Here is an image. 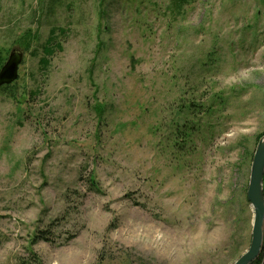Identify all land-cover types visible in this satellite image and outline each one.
Listing matches in <instances>:
<instances>
[{"label":"rangeland","instance_id":"374dc122","mask_svg":"<svg viewBox=\"0 0 264 264\" xmlns=\"http://www.w3.org/2000/svg\"><path fill=\"white\" fill-rule=\"evenodd\" d=\"M170 5L0 0V60L37 36L0 91V264H233L249 249L264 0ZM53 28L63 50L42 70Z\"/></svg>","mask_w":264,"mask_h":264},{"label":"water","instance_id":"95a60500","mask_svg":"<svg viewBox=\"0 0 264 264\" xmlns=\"http://www.w3.org/2000/svg\"><path fill=\"white\" fill-rule=\"evenodd\" d=\"M25 51L14 48L3 67L0 69V89L18 80L19 68ZM264 137L258 143L254 154L247 198L253 209L252 239L249 249L233 264H252L261 254L264 244Z\"/></svg>","mask_w":264,"mask_h":264},{"label":"trees","instance_id":"16d2710c","mask_svg":"<svg viewBox=\"0 0 264 264\" xmlns=\"http://www.w3.org/2000/svg\"><path fill=\"white\" fill-rule=\"evenodd\" d=\"M193 1H195V0H170L171 5L169 8V11L173 14H176V13L181 14L180 12L182 11V9L185 8L188 4H190ZM64 33H65V30L61 29V28L51 29L49 37L47 38L45 44H43V46H42L43 57L39 61L40 68L42 70H47L50 66V62H51L52 57L56 54L57 51L63 50L62 45L59 42V36L63 35ZM36 39H37L36 34L31 33L29 31V32L25 33L22 36V38L20 39L19 47L23 48L25 52H31V46ZM5 62H6L5 58H2L0 60V69L3 67ZM15 83H16V81L11 85L3 86L0 89V91L3 89L11 88ZM192 107H193V105H191V104L190 105L185 104V105L181 106L180 109H188L189 113L192 114V109H193ZM185 126H186V124L183 127H185ZM193 130H191V132ZM92 184L95 185L94 179H92ZM262 259H263V255H260V258L257 259L252 264H261Z\"/></svg>","mask_w":264,"mask_h":264}]
</instances>
